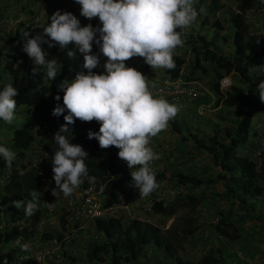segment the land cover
I'll return each mask as SVG.
<instances>
[{
  "label": "trees",
  "instance_id": "1",
  "mask_svg": "<svg viewBox=\"0 0 264 264\" xmlns=\"http://www.w3.org/2000/svg\"><path fill=\"white\" fill-rule=\"evenodd\" d=\"M35 1L24 0L21 9L22 12L25 10L26 13L20 15L11 13L10 17L15 19L17 16L23 15L24 21L31 22L38 13L32 7L35 5ZM37 1L41 4L44 2L39 21L31 22L28 25H25L24 21H18L10 31L0 37V90L9 83L13 84L18 90V95L15 97L16 108L25 106L26 111L31 109L34 116L39 117L46 124V136L52 150L55 151L58 145L53 135L65 123L63 115L67 114V110H65V113L59 117L52 115V110L58 103L63 105V90L58 85L64 79L71 80L74 78L78 70L85 73L89 70L83 67L84 57H78L79 60L76 56L77 63L75 65L72 57L68 56L69 49L73 50L70 45L67 49L61 50L59 45L49 47L47 43H41V48L47 55L46 59L57 61V77L54 81L49 80L45 75V70L39 66H37L36 74H33V62L22 51L26 39L23 33L27 31L31 36L41 34L43 28L40 25L50 23V16L57 10L69 11L74 15L80 13V5L75 0ZM193 6L197 11L202 9L204 12L199 21V28L203 23L210 21L209 19L216 12L225 7L221 0H193ZM226 6L228 7L224 9L227 12L226 23L230 30L223 33V26L216 18L210 22V37H207L206 33L199 34L198 31L186 33L184 30L177 29L182 33V39L188 47L180 54H174L173 58L176 64L174 69H163V72L170 78H176L181 74L180 69L185 62V54L189 53L191 63L188 73L206 74L208 67L209 71H212L208 88L215 98L213 106L220 105L223 114L228 113L230 119L221 128L212 129L211 134L205 138L194 133H189L188 136L192 140L195 150H204L207 153L211 166L217 168V172L206 176H200L197 171L190 173L175 172L172 177L174 178L173 184L170 186H181L182 189L189 186V191L175 193L165 204H163L164 200L160 199L152 205V210L156 214H160V217H170L178 205L191 204L189 216L181 227H176L172 221L167 228L161 229L158 226L137 220H129L126 224H122L116 219L95 220L94 232L95 234L96 232L101 233L102 238L92 240L87 246L86 256L90 260L106 264L133 263L145 255L146 247H151L163 251L165 256L171 259L172 264H220L223 256L228 258L229 264H250L243 262L232 251L229 243L241 242V224L246 225L251 221L256 224L260 221L259 225H261L264 222L262 215L264 214V151L258 157L253 158L252 152L255 147L253 140H250L247 153L240 154L238 149L247 140L248 134L254 133V126L259 122L256 120L252 124L255 112L260 107L264 110V102L260 107L258 105L260 96L257 86L261 82L260 74L256 70H252L264 57V35L257 33V29L245 20L241 12H236L233 8L230 9V6ZM91 24L93 27H98L100 21L98 18H94L91 20ZM218 40L229 44V50H223L219 46ZM21 45L22 47H20ZM92 49H99L95 41ZM74 54L77 55L75 51ZM104 64L91 71L103 73L105 71ZM145 64L147 65L146 62ZM227 75L232 77L233 81L225 90H220L219 80ZM194 79L189 76L183 78L186 81ZM57 94L61 97L59 101L55 100ZM200 99L204 102L208 100L205 95L201 96ZM221 116L219 115V117ZM29 125L30 122L27 120V126L19 125L12 130L11 140L15 156L20 149L34 140ZM171 126L175 132L181 135L179 139L184 141L186 137L182 135L183 133L176 123L171 122ZM99 127L100 125L96 121L82 122L76 120L74 125H69L71 132L64 133V135L70 143L81 145L87 152L85 163L88 177L94 178L93 182L96 188L102 189V192L106 194L104 204H109L115 200L114 190L117 185L123 182L129 183L131 175L116 168V147L102 149L95 138L89 139V130L98 132ZM15 163L16 157L11 167L0 157V170L4 167L11 169V178L3 186L0 193V223L3 221L2 224L5 226L0 227V264H11L14 257L12 249L7 248L4 251L2 247L16 235L25 232L24 227L13 223L12 219L17 216L30 217V223L33 224L37 223L41 213V210L36 207L34 213L28 216L25 215L24 211H18L14 207V201L24 199L31 201L33 199L31 194L34 191L37 192L38 186L33 171L24 170L22 167L16 168ZM154 174L156 180L165 178L163 171H156ZM88 177L83 178V182ZM216 182L222 183L223 192H218L215 195L218 198H224L228 204L227 214L218 210L216 213L217 222L211 225L212 230L217 234L218 245L215 248L207 245L200 257L194 262L189 259H182L177 253L180 241L186 236H191L198 229L193 218L195 215L193 206L197 205L198 198L191 194V190L198 185ZM256 206H258L257 210ZM31 232L35 233V230ZM255 234L256 230L254 229L250 230V233L244 234L248 237L249 244L246 248H239L242 253L249 257L253 255L252 247H250L252 244L250 243H252ZM42 236L50 237L53 234L52 232H45ZM96 238L98 237L96 236ZM253 252H258L260 255L264 254V250H259L256 246H254ZM74 258L69 257V261H73ZM63 262H67V260ZM71 263L69 262V264ZM260 263L264 264V256ZM18 264L36 263L32 259H23Z\"/></svg>",
  "mask_w": 264,
  "mask_h": 264
},
{
  "label": "clouds",
  "instance_id": "2",
  "mask_svg": "<svg viewBox=\"0 0 264 264\" xmlns=\"http://www.w3.org/2000/svg\"><path fill=\"white\" fill-rule=\"evenodd\" d=\"M80 5L81 16L92 20L98 18L100 26H81L80 20L69 11L57 10L50 16V23L40 25L41 34L31 36L27 31L22 51L33 62V74L37 66L45 70L49 80L58 73L57 61L46 59L41 43L49 47L59 45L61 50L70 44L84 55L83 67L88 72H77L71 80H62L58 87L63 90V105L53 108L52 115H63L65 123L53 135L58 148L52 157L53 179L56 187L52 195L68 197L79 188L83 178L88 177L85 163L87 152L79 144H72L64 133L71 132L69 125L76 120L96 121L99 131L89 130V139L95 138L102 149L116 147L118 157L131 169V186L139 197L146 198L158 188L151 162L159 154L150 147L152 138L167 129L169 121L180 112L181 106L164 98L154 96L147 77L126 61L141 57L153 69L172 70L176 67L174 54L184 41L177 29L190 27L198 16L193 0H75ZM264 3V0H261ZM97 33L99 35H97ZM47 38V39H45ZM106 57L105 71H91L99 63V56L92 54L93 42ZM74 51L69 49L68 56ZM61 69V68H60ZM59 69V71H60ZM154 87V85L152 86ZM264 101V80L257 86ZM18 90L12 83L0 90V120L12 123L15 119ZM59 94L55 100L59 101ZM0 157L11 167L15 153L0 146ZM90 181L94 178L88 177ZM25 203L13 202L17 209L23 208L31 216L36 210L37 192ZM28 245H22L23 250Z\"/></svg>",
  "mask_w": 264,
  "mask_h": 264
},
{
  "label": "rangeland",
  "instance_id": "3",
  "mask_svg": "<svg viewBox=\"0 0 264 264\" xmlns=\"http://www.w3.org/2000/svg\"><path fill=\"white\" fill-rule=\"evenodd\" d=\"M221 3L226 8H228L226 6L228 5L231 7L230 9L233 8L234 11L241 12L245 20L249 21L250 24H252V27L257 29V33H261L264 35V3H262L261 0H221ZM43 6L44 2L42 4V9ZM32 7L34 8V6ZM225 7L216 12L214 16L209 19L210 21L200 25V28L199 21L202 19L204 12L202 9L199 10L198 16L193 24L183 30L186 33H193L195 31H198L199 34L206 33L207 37H210V22H212L216 18L221 22L223 26V33L228 32L230 29L226 23L227 12L224 10L226 9ZM20 12L22 14L26 13L25 10L22 12V9H20ZM75 16L80 20L79 14H76ZM21 17H23V15ZM218 44L223 50H229V44L222 43L219 40ZM20 47H22V45ZM187 47L188 45L184 43L182 47H178V49L175 51V54H180ZM189 55L190 54L187 53L184 56L185 62L180 69L181 80L184 82H188L186 80H183L185 76L195 78L192 81H195L202 88V90H204V95L206 98H208V100L206 99V102L202 101L200 98L192 99L191 101L186 100L187 107L183 110H180L179 114L173 120L169 121L166 130L161 131L159 135L152 138V140L150 141V147L154 152L159 154V159L151 162L150 167L152 168L153 172L163 171L165 175L164 179L156 180L158 184V190H161L166 186H170V184H173L174 178L172 177L174 176L175 172L190 173L192 171H197L200 176L215 174L217 172V168L211 166V162L207 153L204 150H195L192 145V140L189 139L188 134L194 133L197 136L205 138L206 136L211 134L212 129L221 128V126L228 123V120L230 119V115L228 113L223 114V109L220 105L213 106L215 98L208 88V85L212 78V71H209L208 67L206 74L197 75V72L188 73L191 63V58ZM75 57L76 55L74 54L72 56V61L76 65L77 59ZM126 62V66L134 67L142 73L146 72L150 68L152 71V78L147 77V82L149 85L153 83L154 77L162 76V73H164L163 69L153 70L148 64H145L144 59L141 57H133ZM252 70L254 71V69ZM225 77L229 80L230 83L233 81V78L229 75ZM159 79H161V77ZM263 102L264 101H261V99L258 100L259 107ZM219 115L222 116L219 117ZM27 116H29V114L28 111H26V107L20 106L15 109V119L12 123H6L3 120H0V146H5L9 148V150L13 152L15 151L12 147V130L19 125L27 126ZM256 120L264 122V110L262 107H260L258 111L255 112L254 118H252V124L255 123ZM171 122H175L176 125L181 129L183 133L182 135L186 137L184 141L179 139L181 135L173 130ZM250 140L251 134L249 133L247 140L238 147L240 154H245L248 152ZM186 189L185 191L188 192L189 186H187ZM218 192H223L222 183L220 182L198 185L191 190V194H194L198 198L197 205L193 206L195 211V215H193V218L195 219L194 223L197 224L198 229L191 236H186L180 241L177 253L182 259H189L194 262L200 257L207 245L211 246L212 248L217 247V234L212 230L211 225H214L217 222V211L221 210L224 214H227L228 208L226 200L224 198H218V196L215 195ZM190 206L191 204L187 203L178 205L172 216H161L153 218L151 220V224H155L159 228L164 229L167 228L172 221L176 227H181L183 224H185L189 216ZM257 207L258 206H256V210ZM262 215L264 216V214ZM29 218L30 217H26L25 219L24 217L22 218L20 216H17L12 220L13 223H17L19 224V226H21V222L23 220L27 221ZM41 220L42 223H40L39 228L42 232H52L53 235L56 234V217L53 216V218H50L48 215H45ZM259 223L261 222L259 221L254 224L251 221L246 223V225L241 224V242H238L237 244L235 242L229 243L232 251L237 256H239V258L243 262L250 264H261L260 262H262L264 254L260 255V253L258 252H253L254 246H256L259 250H264V222L261 225H259ZM3 227L5 226L3 225L2 228ZM253 229L256 230V234L254 235L252 243H250L252 244V246L250 247H252L251 251L253 255L249 257L242 253L239 248H246V246L249 244L248 237L244 236V234L250 233V230ZM87 234L91 235L88 230ZM96 236L98 237V240L102 238V235L99 232H96ZM82 239H79L76 245V247L78 248V256H76L73 261L63 262V264H69V262H72L71 264H106L90 260L86 256V250L88 249L87 246H89L90 242L86 240L87 243H85L82 241ZM7 248V245H4L2 247L4 251L7 250ZM144 254L145 255L139 257L136 262L128 264H172L171 259L167 258L164 252L161 250L146 247ZM220 264H229L228 258L226 256H223Z\"/></svg>",
  "mask_w": 264,
  "mask_h": 264
},
{
  "label": "built area",
  "instance_id": "4",
  "mask_svg": "<svg viewBox=\"0 0 264 264\" xmlns=\"http://www.w3.org/2000/svg\"><path fill=\"white\" fill-rule=\"evenodd\" d=\"M34 9L38 13L33 17L31 22L39 21L43 12L42 4L37 0L34 2ZM238 12V11H236ZM80 15L81 26L91 24V20ZM24 18L19 17L12 19L11 17L0 18V37L10 31L13 25L18 21H24ZM27 20L25 25L30 24ZM98 34V33H97ZM76 52V56L84 57L74 44H70ZM92 54L98 55L100 63L106 62V57L99 49H92ZM79 59V58H78ZM80 60V59H79ZM260 74L261 81L264 80V57L254 67ZM146 77L152 78V71L149 68L143 73ZM181 74L176 78H170L169 75L162 73V76L154 77L153 83L150 86V91L154 96L161 97L181 106V110L187 107V101L198 99L204 95V90L195 82H184L180 78ZM161 77V79H159ZM229 80L224 76L219 80V89L225 90L229 86ZM154 85V87H152ZM187 100V101H186ZM29 116V130L34 136L26 147H23L16 154V168L22 167L24 170H31L37 179V194L38 199L35 201L37 207L41 210L37 223H30V218L21 222L24 227V234H18L5 245L12 249L14 257L11 264H18L23 259H32L36 264H62L64 260L69 261V257L78 256V248L76 247L79 239L87 243L97 239L94 222L95 220L116 219L122 224H126L129 220H137L139 222H147L151 224V220L160 217L152 210V205L160 199H163V204L167 203L175 193L185 192L181 186H166L158 190V188L146 198L139 197L138 190L131 186L130 183H120L114 190L115 200L109 204H104L106 194L102 189H97L94 182L87 179L77 188L72 195L58 198L52 195V189L56 187L53 179L52 157L55 151L52 150L50 142L46 136V124L39 118L34 116L32 110H27ZM99 124V123H98ZM264 122L259 121L254 126V133L251 135L254 148L252 152L253 158L258 157L264 151ZM119 149L115 152L116 168L130 174L131 169L127 163L118 157ZM0 173V193L3 186L11 178V169L4 167ZM25 203L27 199L22 200ZM1 210V207H0ZM23 212V208L18 209ZM1 215V212H0ZM50 218L56 217L57 231L56 234L50 237H43L39 228L42 223L43 216ZM28 218V217H27ZM26 219V218H25ZM156 226L155 224H151ZM3 224L0 223V227ZM35 230V233L31 231ZM87 230L91 235L87 234ZM27 244L29 247L25 251L22 245Z\"/></svg>",
  "mask_w": 264,
  "mask_h": 264
},
{
  "label": "crops",
  "instance_id": "5",
  "mask_svg": "<svg viewBox=\"0 0 264 264\" xmlns=\"http://www.w3.org/2000/svg\"><path fill=\"white\" fill-rule=\"evenodd\" d=\"M24 0H0V18L10 17L11 13L21 14L20 9ZM19 7V9H18ZM21 16H17L19 18ZM15 18V19H17ZM127 64V62H126ZM81 70H78L80 72ZM258 121V120H257ZM15 153V151H14ZM3 170H0L2 173Z\"/></svg>",
  "mask_w": 264,
  "mask_h": 264
}]
</instances>
